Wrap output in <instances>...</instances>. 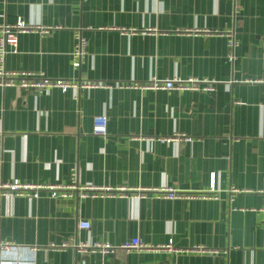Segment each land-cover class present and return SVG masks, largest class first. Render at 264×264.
<instances>
[{"label": "crops", "instance_id": "obj_1", "mask_svg": "<svg viewBox=\"0 0 264 264\" xmlns=\"http://www.w3.org/2000/svg\"><path fill=\"white\" fill-rule=\"evenodd\" d=\"M19 20L59 29L18 35L6 70L113 88L0 87V183L63 186L74 169L79 186L115 196L2 198L0 240L19 248L5 261L264 264V0H0V25ZM77 32L87 46L74 69ZM152 78L205 80L213 91L115 87ZM98 116L107 118L105 137L92 134ZM211 184L214 200L194 198ZM121 189L151 192L135 200ZM162 189L193 198L163 199ZM134 238L182 251L50 248ZM198 247L217 253L190 251Z\"/></svg>", "mask_w": 264, "mask_h": 264}, {"label": "built area", "instance_id": "obj_2", "mask_svg": "<svg viewBox=\"0 0 264 264\" xmlns=\"http://www.w3.org/2000/svg\"><path fill=\"white\" fill-rule=\"evenodd\" d=\"M238 9V5L234 2V12ZM59 29L58 27L53 28L49 26H34L26 24L24 21H17L13 25H0V87L2 88H17L20 90H25L29 92H41L50 89H58L62 92H67L68 90H73L74 92H79L86 89H112L113 86L104 83H94V82H77L74 80H53L45 77L43 74H32L29 72H18L9 71L5 68V59L7 54H14L16 52L18 44V35L27 33H39L40 35H48L52 30ZM227 47L229 50L228 59L233 60V51L236 46V42L233 33L230 32L226 36ZM86 40L81 36L80 33H75V44L70 53L71 63L74 69L79 68L83 58L86 55ZM204 84V86H201ZM212 82H206L205 80H159L157 78H152L151 80L143 84H132V85H117L116 88H133L139 90H166V91H213ZM92 134L94 136L105 137L107 136V118L105 116H98L93 119L92 123ZM162 142H170V139H160ZM109 189L98 188L95 186H79L77 184L76 171L73 169L70 174L69 183L63 186H56L50 184H29L21 183L18 180H13L8 183H0V203L2 198L6 197H26L31 199H38L41 192H47L48 196L52 199H72L78 196L81 199L85 198H97L104 196L114 197L113 194H108ZM155 192L156 190H152ZM118 194L121 198H132L135 200H141L145 195L151 190L139 189L135 195L127 196L123 194L124 190L119 191ZM215 188L211 184L209 188V193L206 195L194 197L201 199H211L214 200ZM264 193V191H263ZM161 197L163 199L175 200L179 198H193L192 196H186L174 192L171 189H162L160 191ZM160 197V196H159ZM79 229L88 230L90 225L88 222H80L78 225ZM50 248L53 250H65L67 248L74 249L78 254L90 255V254H100L102 256L113 254L117 249L123 250L125 252H150L155 250H164L166 252H181L182 250L175 249L171 243L166 246H152L146 244L134 238L132 240L123 242L118 246H112L104 243H90L74 245L68 242H62L60 245L51 244ZM19 248L12 246L9 243H4L0 240V264H16L9 261H5L6 256L15 253ZM35 249H30L29 252L33 254ZM190 251L199 253H217L215 250H208L206 248L198 247L193 248Z\"/></svg>", "mask_w": 264, "mask_h": 264}]
</instances>
